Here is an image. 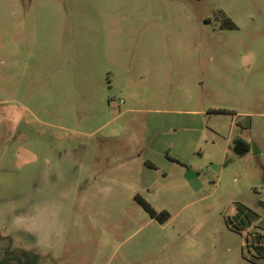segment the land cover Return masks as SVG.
I'll use <instances>...</instances> for the list:
<instances>
[{
	"label": "rangeland",
	"instance_id": "1",
	"mask_svg": "<svg viewBox=\"0 0 264 264\" xmlns=\"http://www.w3.org/2000/svg\"><path fill=\"white\" fill-rule=\"evenodd\" d=\"M258 244L264 0H0V257L264 264Z\"/></svg>",
	"mask_w": 264,
	"mask_h": 264
},
{
	"label": "trees",
	"instance_id": "2",
	"mask_svg": "<svg viewBox=\"0 0 264 264\" xmlns=\"http://www.w3.org/2000/svg\"><path fill=\"white\" fill-rule=\"evenodd\" d=\"M228 24L232 27L234 23L229 20ZM222 111V110H217ZM232 149L236 154L242 155L249 150V144L239 139L235 138L232 141ZM148 165H152L149 161H146ZM135 199L140 203L144 209L150 214V216L155 217L160 222L165 221L167 218L166 212L156 211L148 202H146L140 195L136 194ZM257 249L264 252V246L262 244L257 245ZM0 264H42L40 262V254L33 249H11L8 248L4 256L0 257Z\"/></svg>",
	"mask_w": 264,
	"mask_h": 264
}]
</instances>
